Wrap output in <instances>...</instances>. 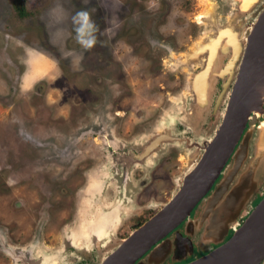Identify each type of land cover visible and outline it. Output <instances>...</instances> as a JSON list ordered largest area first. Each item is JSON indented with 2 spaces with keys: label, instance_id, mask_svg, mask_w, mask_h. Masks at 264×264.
Masks as SVG:
<instances>
[{
  "label": "rangeland",
  "instance_id": "1",
  "mask_svg": "<svg viewBox=\"0 0 264 264\" xmlns=\"http://www.w3.org/2000/svg\"><path fill=\"white\" fill-rule=\"evenodd\" d=\"M236 2L28 0L27 9L31 14L21 19L12 0H0V170L3 173L0 174V234L8 232L6 228H9L14 243H28L37 215L33 207L41 209L50 202L57 210L54 212L56 221L49 228L57 235L63 218L72 213L71 197L77 198L76 193L87 183V175L94 179L98 172L106 183L107 175L112 177L122 170L129 171L133 167L129 163L144 154H148L146 164L140 162L132 171H144L142 177L145 174V179L152 184L145 192L158 194L156 209H161V196L169 195L172 177L177 180L176 187L181 186L182 179L197 166L222 123L230 85L225 84V77L218 71L220 66L215 67V62L208 61V51L197 58L201 66L190 65V54L201 42L213 38L210 34L213 29L205 24L209 16L223 12L233 16L227 18L231 26L242 23L245 13L235 10ZM81 11L89 13L98 29L94 33L96 43L89 64L88 58L84 59L89 48L71 41L78 38L79 25L73 18ZM139 18L144 20L141 21L144 27H147L144 22H152L155 42L153 37L151 42L147 41L149 32L138 26ZM225 24L230 25L222 19L217 26H211L224 27ZM163 44H170L167 47L171 48L163 50ZM200 59L204 61L201 63ZM204 67L209 72L201 95L196 89V78ZM85 74L91 79L83 82ZM220 79L224 80L222 89L216 92ZM256 125L251 124L234 153L236 156L240 145L250 135L249 155L242 166L245 171L259 154L257 141L264 124L261 128ZM157 130L170 134L172 139L167 144H153ZM113 136L116 139L111 141ZM18 139L23 142H17ZM15 142L18 147L13 146ZM9 147L19 153L16 155L20 161L25 158L21 156L26 159L17 162ZM120 165L124 168L120 169ZM35 167L58 174L57 188H51L46 174L39 182L32 176L27 178L26 171H34ZM260 168L250 182L241 172V177L232 184L230 198L243 210L249 207L253 193L264 188V158ZM231 171L228 168L225 179ZM129 179L126 174L113 179L120 185L119 192L124 191L123 183ZM240 180H247V186L240 188L237 184ZM9 181L12 186L7 185ZM221 181L217 182L218 186ZM22 198L27 206L21 213L25 223L21 222V217L14 216L16 213L12 210V203ZM78 205L80 212L86 213V205L81 202ZM204 206L197 218L199 222L203 219ZM226 208V205L219 206L218 211ZM233 210L227 209L224 217L217 214L215 223L221 222L217 232L219 227L229 224L224 222ZM132 225L136 227L135 223ZM182 225L177 232L185 236ZM107 226L98 220L88 229L104 236L109 232ZM132 227L127 224L121 228L118 239L132 234ZM185 230L191 231L189 222ZM192 234L200 249L211 239L197 227ZM45 239L54 247L61 243L58 238L53 240L46 236ZM177 239L176 235L174 241L163 244L172 245L171 256L175 257L178 256ZM211 240L218 241L219 236ZM114 243V247L119 244ZM0 264L8 263L0 258Z\"/></svg>",
  "mask_w": 264,
  "mask_h": 264
},
{
  "label": "flooded vegetation",
  "instance_id": "2",
  "mask_svg": "<svg viewBox=\"0 0 264 264\" xmlns=\"http://www.w3.org/2000/svg\"><path fill=\"white\" fill-rule=\"evenodd\" d=\"M236 1L237 5L235 7V10H240V12L242 11L243 13H245L242 17V23L240 24L236 22V26H231V21H229V19H232L233 16L231 15L229 17L223 12H221L220 14L216 13V15L213 14V16H209L205 24L213 29L212 32H210L213 38H211L209 42H201L198 48L190 54V59H192L190 60V65L197 64L201 66V64L198 62L199 60L197 61V58H199L200 56L205 54L206 51H208V61L210 60V62L212 63L215 62V67L220 66V69L218 71H220V73L223 74V76L225 77V84L230 85V98L227 107L224 111V116L220 127L224 123L225 116L227 114L228 107L232 99V95L235 92V88L240 80V77L243 75V73L248 74V71L245 70L246 64H251V60H254L252 59V57H255L258 60V64L264 63V0H249L246 4L242 0ZM259 2L260 4L258 5ZM251 10H253L254 13H252L250 17H247L248 14L251 13ZM228 17L229 19H227ZM145 18L149 20V17ZM222 19H225L226 23L230 25L226 26L225 24L224 27L215 28L211 26L215 24L217 26V24H219ZM142 20L143 19L140 18L137 20L138 26L140 28L143 27L142 29L147 30L149 32V35H151V37L147 35L149 37L147 41L151 42V38L153 37L152 22H144V25H147V27H144L141 26ZM224 33L225 36L219 39V36ZM152 40H154V37ZM215 40H218L217 44L215 43ZM71 41L72 44H79L78 42H80L79 38L77 37L72 38ZM206 44L208 45V49L205 52H202L201 49L204 45L206 46ZM149 45L152 46L151 44ZM168 45L170 44H167L166 46L164 45L162 49L164 50V47L166 50L170 49L171 47H167ZM252 49H259L260 51L262 50V54L252 52ZM145 50L148 51L149 47L146 46ZM93 51L94 46L89 48V50L85 52L84 59L86 60L88 58V64L90 63V60L93 59ZM101 51H103V49ZM203 61L204 60L202 59L200 62L202 63ZM185 65L189 64L185 63ZM206 71H208V68L204 67L197 75V91L198 87H201L199 76H201ZM207 76L208 74H206V77ZM89 79H91V76H87L85 74V77L83 76L81 80L83 82H86L87 80L89 81ZM206 80L207 78L205 79V82ZM223 82L224 80L220 79V82L218 81V84L216 85L214 91L221 90ZM204 90L205 87L203 86L202 91L199 93L203 95ZM108 98H112V96H109ZM85 99H88V97L86 96ZM262 107H260V109L263 110L261 115H255L256 117L252 115L254 116V118L252 117L250 121L248 120L249 122L247 121L248 123L246 125V128L244 129L243 135L237 145L240 144L253 122L254 125L257 123V128H261V126L264 124V104L262 105ZM154 136V140L152 141L153 144H167V142L172 139L170 134H164L161 131H158L157 134ZM160 137L164 138L163 141H158ZM113 139H116V137L113 136L111 141ZM17 142L22 143L23 140L18 139ZM17 142H15L13 146L18 147L19 144ZM23 144H25V146L27 145L26 142ZM11 147L9 148L11 149L10 151H13V157L15 158V160H17V162L19 163L23 162L26 159V156H21L25 158L20 161L16 155L19 153L14 152ZM163 151L164 150H162L160 153H162ZM141 156L142 155L138 156L134 161L130 163L129 161H126L130 165H133L132 168H134V166H139V163L143 161H145L146 164V157L148 156V154H144L142 157ZM199 163L200 161L198 162V164ZM122 168L124 167L120 165V169ZM132 168L129 171H120L117 176L112 175V177H110L107 175L106 183L102 181L101 177H99L98 172H96L97 174L94 179V176L87 175V183L85 184L84 188H80V192H78V194L76 193L77 198L75 199L74 197H71V204L74 203L72 213H69L68 218H63L64 222L62 223L61 227L59 226L60 229L57 231V235L54 234V230L49 228V226L56 221V217L54 215V212H56L57 210L56 205L48 202L43 204L44 206L41 207V209H36L35 207H33L37 215L34 218L35 222L33 223L32 227L33 233L30 236L31 239L29 238L30 241L23 245L16 242L14 243L11 234L9 235V228H6L9 233L5 231L3 234H0V258L8 264H111V261L113 260V257L120 246V242L131 236L130 234L125 239H118L121 228H123L127 224H129V227H132V223H135L136 227H132V233L141 229L148 221H151L152 218H155L156 215L165 208V206L169 203L170 200H172L179 194V192H181V190L184 188L185 179L188 178V176H190V174L192 173L191 172L189 175L184 177V179H182V184L179 187H176V178L172 177V188L170 189V193L169 195L168 193H166L165 195L161 196V200L159 202L161 204V209L157 211L156 208L158 207V194H154L153 192H145L150 189V185H152L151 181L149 179H145V174L142 177V174L144 172L143 170L132 171ZM0 174H3L2 170H0ZM26 174L27 178L32 176L37 182H39V180H44L46 174L48 177V183L52 185L51 188L53 190L59 185L58 181L60 180L57 177L58 174H56L55 172H46L41 168L38 169L37 167H35L34 171L27 170ZM121 174H126V177H130V179L126 183H123L126 187L124 188V191L119 192L120 185L113 181V179L115 180ZM40 176H42L43 179L40 178ZM12 179L14 178H11V180ZM222 179L223 175L217 180V182H220ZM217 182L215 183V185H218ZM7 185L12 186V181H9ZM215 185L213 187V190L211 189L206 195L202 196L199 201L194 205L189 214L190 217L184 220L182 223V230H185V226L188 222L192 223L194 219L200 217L202 208L205 204V200L210 197L211 193L216 187ZM64 188H66V186H64ZM173 194L175 195L172 197ZM79 195L80 197L78 199ZM78 202H81L86 205V213L80 212L81 206L78 205ZM26 207V202L23 198L20 200H15V202L12 203V210H14L16 214H18H14V216H18V218L21 217L20 220L22 223H25L24 221H26L22 217V211L26 209ZM77 208L79 210H77ZM98 220L108 224V234L104 236L103 234L102 236H98L97 234L95 235L93 232H91L90 229H88V226H90L92 222L95 223ZM57 224L60 223L57 222ZM177 231L178 228L176 230L172 229L170 232H167L162 239H160L155 245L151 246L149 250H147L143 255H141V257L137 258V260H135L132 264H150V257L153 253V250L157 249L160 246H164L163 244L166 241H174L176 239L177 233H179ZM101 233L102 232H100V234ZM46 236L48 238L52 237L53 240L58 238V240H61V243L56 247L51 246L46 241ZM186 237V235H182V238ZM116 241L119 242V244L114 247L113 245H115L114 242ZM188 241V239L182 240V243L177 241L176 246L178 250V256L170 257L166 264H189L208 254L207 251H199L197 247H195L194 250H189V247H186L184 249L182 245L185 242L188 244ZM217 247L218 246H214L210 249L214 250ZM165 248L166 253L164 255H158L155 259L154 264L160 263L162 260L168 257L169 252H172L171 246H165ZM202 249L208 250L207 247ZM114 264H119V261L115 262Z\"/></svg>",
  "mask_w": 264,
  "mask_h": 264
},
{
  "label": "water",
  "instance_id": "3",
  "mask_svg": "<svg viewBox=\"0 0 264 264\" xmlns=\"http://www.w3.org/2000/svg\"><path fill=\"white\" fill-rule=\"evenodd\" d=\"M252 52L260 53V50L252 49ZM252 59L254 60H251V64H246L245 70L248 71V74L243 73V75L240 77V80L235 88V92L232 95L229 111L225 116L224 123L217 131L218 135L220 131H221L220 135L225 134L222 131L226 130L229 124L232 123V121H234L236 122L235 124H238L234 138H232L231 143L228 144L224 150L222 149V146H220V148L214 147L216 140L213 139L212 143L214 144H212L211 147L210 145L207 147L204 156L201 158L200 163L197 166V167H201V165H203V167H210V168L213 167V171L211 174L216 175L215 179H217L220 176V174L223 173L222 170L224 169V167H226V164L230 159V156L234 152V149L236 148V145L240 141L243 135V131L246 128L248 113L247 112L244 113L242 110L244 108V103L247 100L246 98L247 94H245V92L246 93L250 92L252 80L254 79V77L252 76H255V74L250 75L251 69L252 67L254 68V66L257 67L256 65L258 64V60L255 57H252ZM260 107H262V105H260ZM260 139H261V135L258 136V141H257L258 142L257 152L259 154L255 157L254 160H252L253 164H251L248 171H245L244 168L242 169V166L248 156L249 141L251 140V138L248 136L247 139H245V142H243V144L240 145L239 147L240 152L242 151L243 147L244 149L246 148V152L242 154L241 157H240V152L239 154H237L238 155L237 163L234 167L233 170L234 172L231 173L232 178L233 177L234 178L222 184V186L220 187L221 190L217 195L221 198L217 201H211L209 208H207V210L206 209L204 210V214L205 212L206 214L203 217V219H201L200 222L199 220H197L192 224V229L197 227L199 229V232H204L211 239L213 237L219 236L218 241L212 240L214 243H222L225 237L229 234L230 230L233 231L232 236L227 242H225L218 248L214 249L205 256L189 264H261L263 262L264 260V191H263L264 188L258 190L257 193H254L253 198L250 200L249 203H253L258 198V196H263V198L261 202L258 203V205L254 208V210L245 219V221L240 227H237V225L239 223L238 217L240 216L242 209L236 206L237 201L235 199L230 198V195L231 193H233V189H234V186L232 185L233 184L232 180H238L242 175L241 172L244 175H246V177L249 179L248 180L249 182L250 180L253 179V177H255L260 172L261 169L260 161L264 158V150H260L259 148ZM203 177L197 175L194 169L190 174V176H188V178L185 179L184 188L181 190V192H179V194L176 197L170 200L169 203L165 206V208L160 213H158L155 218H152V220L148 221L141 229L135 231L127 239L120 242L118 252H123V250L124 251L125 249L127 250V246L134 245L135 242L140 243L147 236H150L149 233L153 229L154 224L157 223V227H156L157 233L155 234L157 238L155 239V236H153V240H151L149 237L148 240L144 242L146 244H142L143 245L142 251L139 254L135 255L129 252V256L133 258L131 262L126 264H132L135 260H137V258L141 257V255H143L147 250H149L151 246L155 245L167 232H170L176 225L179 224L180 221H182L186 216L190 214L192 208L199 201L200 197L195 201L193 206L187 211L186 214H184L180 219L176 217V212L178 210L177 208L180 203L181 204L183 203L180 201L184 198L186 194L189 181L191 182V188L195 189L194 191L204 188L207 189V183H209L210 184V186H208L209 189L205 190L203 194L206 195L209 192L213 181L209 182L210 179H208L207 174H205ZM237 184L240 188H242L244 186H247V180H240L237 182ZM217 196L213 197V199L216 198ZM229 204L231 205L230 207H228ZM222 205H226L227 208L218 211V207ZM234 205L236 206V208L234 207ZM251 207L252 205L250 204V206L248 208L246 207V209L250 210ZM227 209L229 210L234 209V210L231 212L230 216L228 217L227 221L224 222V224H228L229 222L231 223L228 225H224L222 228L219 227V230L217 232V228H218L217 225L219 224L221 225V222L215 223L218 221L217 214L219 217L223 216L224 215L223 213L226 212ZM246 214L247 212L243 213V215ZM185 234L186 235L188 234L186 230H185ZM211 239L207 240L206 244L209 243ZM196 244L198 246V243ZM202 250H206V249H202ZM162 264H164V261Z\"/></svg>",
  "mask_w": 264,
  "mask_h": 264
},
{
  "label": "bare ground",
  "instance_id": "4",
  "mask_svg": "<svg viewBox=\"0 0 264 264\" xmlns=\"http://www.w3.org/2000/svg\"><path fill=\"white\" fill-rule=\"evenodd\" d=\"M242 1L246 4L249 0H242ZM224 36H225V33L220 35L219 39L223 38ZM215 43L217 44L218 40H215ZM207 49H208V45L206 44V46L204 45L201 50H202V52L203 51L205 52ZM260 54H262V50L260 51ZM260 62H262V61H260ZM256 66L257 67L254 66V68L252 67V69H251L250 75L255 74V76H252V77H254V79L252 80V85H251L250 92L249 93L245 92V94H247L246 95L247 100L245 101L244 108L242 109L244 113H246V112L248 113L247 121L248 120L250 121V119H252V117L254 118L255 115H261L262 112H263V110L260 109V105L264 104V63H262V64L259 63ZM206 74H208V71L204 72L201 76H199V79H200V82H201V87L200 86L198 87V92L202 91V88L204 86V82H205V79H206ZM229 107H230V105H229ZM229 107H228V111H229ZM228 111H227V113H228ZM252 115H254V116H252ZM235 123L236 122L232 121V123L229 124V126L226 128V130L222 131L225 134L220 135L221 131L219 132V135L216 133L217 136L215 135V137H214V139L216 140V143L215 144L212 143L213 142V140H212V142L210 143V147H211L212 144H214V147L220 148V146H222V149L224 150L225 147L228 144L231 143L232 138H234V135L236 134V129H237L238 124H235ZM260 135H261V139H260V142H259L260 143L259 144V148H260V150H264V131L262 130V128H261V131H260ZM163 139H164L163 137H160V139H158V141H163ZM214 147H213V150H214ZM245 152H246V148L244 149V147H243L242 151L240 152V157ZM237 159H238V155H236L234 157V160H233L232 164L228 165V162H227L226 166L227 165L228 166H227V168H226L224 173H226L228 171V168L232 169V171L226 177V179H225V181H223V183H226L227 181H230L231 179L234 178V177L232 178V176H231L232 174L231 173L234 172L233 170H234V167H235V165L237 163ZM212 171H213V167H211V168L210 167H203V165H201V167H197V166L195 167V173L197 175H200L201 177H203L205 174H207L208 179H210L209 182L213 181L212 182V185H213V183L216 180L215 179L216 175L215 174H211ZM208 184L209 183H207V189H209L208 186H210V184L209 185ZM222 184L215 190L213 196L209 200H207V205L205 206V208L210 205L211 201H217V200H219L221 198V197H219L217 195H218L219 191L221 190L220 187L222 186ZM212 185H211V187H212ZM211 187H210V190H211ZM207 189L204 188V189H199L197 191H194L195 189L191 188V182L189 181L188 182V187H187V190H186V194H185L184 198L180 201V202H183V203L182 204L180 203L181 205L179 204V206L177 208L178 210L176 212V217L178 219H180L184 214H186L187 211L193 206L195 201L197 199H199V197L201 198L202 196L205 195L203 193ZM215 196H217V197L213 199V197H215ZM211 199H213V200H211ZM156 227H157V223L154 224L153 229L149 233L150 236H147L142 242H140V243L139 242H135V244H134L135 246L134 245L127 246V250L125 249V251L123 250V252H118L119 250H117V252L115 253V255L113 257V260L111 261V264H114L117 261H119V264H126V263L131 262L133 257L131 258L129 256V252L137 255V254H139L142 251V247H143L142 244H146L144 242L146 240H148L149 237H150L151 240H153V236H155V239H156L157 238L156 235H155L157 233ZM136 246H139V247H136ZM165 249H166L165 246H160L157 249H155L154 252L152 253L151 257H150V264H154L155 259L157 258L158 255H160V254L164 255L166 253Z\"/></svg>",
  "mask_w": 264,
  "mask_h": 264
},
{
  "label": "clouds",
  "instance_id": "5",
  "mask_svg": "<svg viewBox=\"0 0 264 264\" xmlns=\"http://www.w3.org/2000/svg\"><path fill=\"white\" fill-rule=\"evenodd\" d=\"M74 19V23H77L79 26L76 28V32H77V35H78V38H81L80 39V42L83 44V46L86 48V49H88V48H91V47H93L94 46V44L96 43V39H95V35H94V33L98 30L97 29V27H96V25L94 24V22H92L91 21V18H90V15H89V13L87 12V11H81V12H78L77 14H76V17H74L73 18ZM235 150H236V148L234 149V152H235ZM234 152L232 153V155H231V157H230V160L228 161V165H230V164H232V162H233V160H234V157H233V155H234ZM239 152H240V150H239ZM239 152L237 153V154H239ZM249 155V154H248ZM233 157V158H232ZM248 157V156H247ZM244 164V163H243ZM227 165V166H228ZM227 166L226 167H224V169L222 170V174H220V176L215 180V182L213 183V185H212V187H211V189L213 190V187H214V185H215V183L217 182V180L223 175V178L225 179V170H226V168H227ZM222 181H224V180H222ZM221 181V182H222ZM232 182H234V180H232ZM216 187H215V189H214V191L219 187L218 185H215ZM259 190V189H258ZM258 190L255 192V193H257L258 192ZM210 191V190H209ZM264 191V190H263ZM213 194H214V192H213ZM253 195H254V193H253ZM211 196V195H210ZM259 197H262L263 198V196H258V198ZM252 198H253V196H252ZM258 198L253 202V203H249V206H250V204L252 205V207H251V209L250 210H247L246 208H244V210L242 209L241 211V214H240V216L238 217V225H237V227H240L242 224H243V222L245 221V219L249 216V214L254 210V208L258 205V202L260 201L261 202V200H262V198L261 199H259L258 200ZM209 199V198H208ZM207 200V199H206ZM205 200V201H206ZM207 205V204H206ZM209 208V207H208ZM248 208V207H247ZM206 210H207V207L205 208ZM244 212H247V214L246 215H243V213ZM205 214H206V212H205ZM205 214H204V212H203V214H202V218L205 216ZM190 216L188 215V216H186L182 221H180L179 222V224L178 225H176L173 229L174 230H176L180 225H182V223H183V221L184 220H186L187 218H189ZM198 220V219H197ZM197 220H193L192 221V223H189V226H190V229H191V231L186 235L187 237L186 238H182V234H180V233H177V236H178V239H179V242L180 243H182V240H184V239H188L189 241H188V244L185 242V243H183V245H182V247H189V250H194V248L195 247H197L198 248V250L199 251H207L208 253L209 252H211V251H213V250H211L210 249V247L211 248H213L214 246H221L222 244H224L225 242H227L229 239H230V237L232 236V233H233V231L232 230H230V232H229V234L225 237V239H224V241L222 242V243H214L212 240L209 242V243H207V244H205V246L203 247V248H205V247H207L208 248V250H200L199 249V247L197 246V244L196 243H198L197 241H196V239L195 238H193L192 237V235H194V234H192L193 233V229H192V224H193V222H195V221H197ZM231 222H229V224H230ZM187 226V225H186ZM185 226V227H186ZM223 227V226H222ZM185 231V230H184ZM165 236V235H164ZM163 236V237H164ZM162 237V238H163ZM161 238V239H162ZM177 239V240H178ZM164 246H171V250H173V247H172V245L171 244H168V245H164ZM177 247V246H176ZM193 247V248H192ZM217 247V248H218ZM170 257H172L171 256V252H169V255H168V257L167 258H165L163 261H164V264H166V262L170 259ZM163 261L162 262H160V263H158V264H162L163 263ZM263 262H264V260H263ZM262 262V263H263ZM261 263V264H262Z\"/></svg>",
  "mask_w": 264,
  "mask_h": 264
},
{
  "label": "trees",
  "instance_id": "6",
  "mask_svg": "<svg viewBox=\"0 0 264 264\" xmlns=\"http://www.w3.org/2000/svg\"><path fill=\"white\" fill-rule=\"evenodd\" d=\"M14 10L16 11L17 16L21 19H25L26 17L30 16V12L27 9V2L28 0H12ZM262 197H259L261 199Z\"/></svg>",
  "mask_w": 264,
  "mask_h": 264
}]
</instances>
